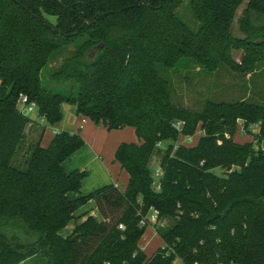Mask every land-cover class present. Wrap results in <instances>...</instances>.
Listing matches in <instances>:
<instances>
[{
    "label": "trees",
    "instance_id": "obj_1",
    "mask_svg": "<svg viewBox=\"0 0 264 264\" xmlns=\"http://www.w3.org/2000/svg\"><path fill=\"white\" fill-rule=\"evenodd\" d=\"M184 1L0 0V264L37 256L48 264H264V150L235 140L241 123L246 131L258 125L251 132L264 148V104L208 101L193 111L173 102L162 74L183 60L207 73L223 65L245 75L264 68V0H188L198 30L179 16ZM244 2V37H237L231 29ZM71 46L51 73L71 90L52 91L41 72ZM233 49L244 51L241 62ZM22 95L51 125L69 102L108 130L133 127L140 143L123 142L115 153L130 176L126 188L108 185L72 199L87 171L67 172L63 163L85 139L67 130L44 146L42 127L26 167H16L35 123L18 107ZM199 127L205 132L197 144H178ZM157 152L160 189L151 168ZM233 165L240 168L215 171ZM89 201L102 220L86 213L74 236H61ZM151 210L170 224L155 225L163 246L148 256L139 243Z\"/></svg>",
    "mask_w": 264,
    "mask_h": 264
},
{
    "label": "rangeland",
    "instance_id": "obj_2",
    "mask_svg": "<svg viewBox=\"0 0 264 264\" xmlns=\"http://www.w3.org/2000/svg\"><path fill=\"white\" fill-rule=\"evenodd\" d=\"M246 7V2L241 4L237 10L236 17L232 25V33L237 37H244L243 32L240 29V17L243 15V10ZM179 16L188 23L193 29L198 30L200 23L197 22L192 14L189 12L188 0H185L183 5L178 9ZM74 50V46H71L64 53L59 54L55 59H52L50 64L46 66L41 72V78L43 85L52 89V91L68 93L71 90V86L67 83H58L51 79V73L59 66L60 63L64 61V58L71 54ZM233 57L236 61L241 62L244 55L243 50L233 49ZM182 65L175 70H163L162 74L171 82L172 87V99L177 105H181L192 109L193 111H202L206 106L208 101H226L234 102L239 100H247L253 103L264 104V68L257 69L254 73L245 75L242 73L235 72L231 70L226 65L220 67V69L215 73H207L201 69L198 65H195L193 61L183 60ZM63 119L56 125H51L46 121H42L36 111L28 112L27 115L30 116L35 123L29 124L27 127L28 136L30 139L26 141L25 146L19 152L17 158L14 161V165L19 168H25V159L27 158V153L29 150V143L34 142L38 139V135L41 132L42 127L46 128L45 134L43 136V144L49 145L53 136L50 140L48 138L58 126H73L76 124L77 114L75 112V106L69 102L63 104ZM87 121L86 126L92 125L91 121ZM242 122V121H241ZM240 122V123H241ZM258 125L251 128L252 132H258ZM251 131H246L242 128V123L238 126L235 135V140L239 143L253 142L256 150H264L261 148L259 143L256 142L255 135ZM204 130L199 127L196 132V140H194V145L197 144L199 138L204 134ZM57 133V132H56ZM183 137V136H181ZM181 141L182 138L180 139ZM161 146H163L161 144ZM162 154L157 152L153 161L151 162V168L156 171L157 166L161 160ZM220 173V170H215ZM94 174V173H93ZM162 175L155 174V180L158 181L160 185ZM87 188V186H86ZM122 188V187H121ZM155 188H157L155 186ZM160 189V188H159ZM85 190V186H84ZM96 190V189H94ZM93 190V191H94ZM91 192V191H90ZM87 192L86 194L90 193ZM154 210H151L148 214L149 222L143 226H147L145 234L140 240V246H143L145 252L151 255L160 246H163V240L158 233V228L156 224L152 223L150 219L152 218ZM76 216V215H75ZM100 219V216H99ZM78 221V223H77ZM73 222H76L75 228L80 224L78 218H75ZM71 223V222H70ZM170 224V223H169ZM168 222L166 225H169ZM69 225V224H68ZM67 225V226H68ZM74 226V225H73ZM66 228V227H65ZM64 228V229H65ZM74 229L70 228L71 233L68 235L61 231L60 234L64 238H70L74 236ZM73 230V231H72ZM22 264H48L47 259L41 256L34 257L27 260ZM176 264H184L181 259H177Z\"/></svg>",
    "mask_w": 264,
    "mask_h": 264
},
{
    "label": "crops",
    "instance_id": "obj_3",
    "mask_svg": "<svg viewBox=\"0 0 264 264\" xmlns=\"http://www.w3.org/2000/svg\"><path fill=\"white\" fill-rule=\"evenodd\" d=\"M86 120L91 121L81 115H77L75 125L58 126L55 130V133L61 130L80 133L85 139V146L63 163V167L67 172H72L76 169L87 171V177L82 181L81 192L69 194L72 199H76L80 194H86L87 192H92L94 189H99L108 185L119 186L124 190L130 176L128 172L122 168V165L115 160V153L123 142L140 143L133 127L127 126L122 129L108 130L105 126L97 125L93 121H91L92 125L86 126ZM55 133H52L48 140H50ZM181 138L184 140L185 136ZM179 142L183 141L179 140ZM43 145L46 146V144ZM86 213L94 216L99 221L102 220V216L97 210L94 201H89L83 208L78 210L75 213V217L78 218L81 223L87 218L88 215H84ZM75 225L76 222L74 223L71 221L63 230L65 234L67 233L66 235H68V233H71L70 228L74 229ZM141 247L143 250L145 249L143 246ZM147 255L150 256L149 254Z\"/></svg>",
    "mask_w": 264,
    "mask_h": 264
},
{
    "label": "built area",
    "instance_id": "obj_4",
    "mask_svg": "<svg viewBox=\"0 0 264 264\" xmlns=\"http://www.w3.org/2000/svg\"><path fill=\"white\" fill-rule=\"evenodd\" d=\"M18 107L19 109L27 115L28 112H32V111H36L37 112V104L35 102H31L29 100V98L26 96V95H22L19 99V103H18ZM44 119H42L43 121ZM180 123H178V127ZM253 127V126H252ZM242 128H243V125H242ZM196 134L195 135H191V136H185V139L183 142H179L178 141V144H184V145H194V140H196L195 138ZM159 146H161V143H159ZM240 167L237 166V165H233V167L231 169H221L219 168L220 172L222 173L223 171H233V170H236V169H239ZM162 170L159 166H157L156 168V171H155V174L156 175H162ZM158 181H154L153 182V185L157 187V189L160 188V185H158ZM154 214L152 216V218L150 219V221L154 224H160L162 227L166 225L165 222H159L158 220V212L156 210L153 211ZM149 222V218H144L141 222L142 225H145V224H148ZM121 228H123V225L120 226Z\"/></svg>",
    "mask_w": 264,
    "mask_h": 264
},
{
    "label": "water",
    "instance_id": "obj_5",
    "mask_svg": "<svg viewBox=\"0 0 264 264\" xmlns=\"http://www.w3.org/2000/svg\"><path fill=\"white\" fill-rule=\"evenodd\" d=\"M74 239H76V238H74Z\"/></svg>",
    "mask_w": 264,
    "mask_h": 264
}]
</instances>
